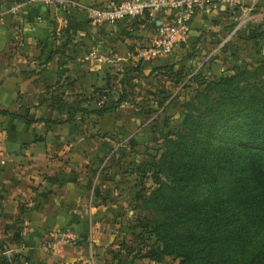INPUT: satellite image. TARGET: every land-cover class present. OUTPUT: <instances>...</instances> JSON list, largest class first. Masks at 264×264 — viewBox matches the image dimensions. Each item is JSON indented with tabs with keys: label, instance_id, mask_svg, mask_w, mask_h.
Masks as SVG:
<instances>
[{
	"label": "crops",
	"instance_id": "0c3cea01",
	"mask_svg": "<svg viewBox=\"0 0 264 264\" xmlns=\"http://www.w3.org/2000/svg\"><path fill=\"white\" fill-rule=\"evenodd\" d=\"M117 1L0 0V109L18 116L0 115V245L1 253L17 255L16 264H96V251L110 241L93 233L103 208L93 175L120 123L113 111L77 112L62 121L48 90L58 84L64 99H82L87 108L113 99V74L137 61L135 48L146 46L155 30L147 14L108 24L87 18L86 6ZM216 5L194 13L186 40L214 16H264L252 0ZM89 52L106 58L96 61ZM152 59L142 58L144 67ZM62 232L77 239L63 241Z\"/></svg>",
	"mask_w": 264,
	"mask_h": 264
},
{
	"label": "trees",
	"instance_id": "16d2710c",
	"mask_svg": "<svg viewBox=\"0 0 264 264\" xmlns=\"http://www.w3.org/2000/svg\"><path fill=\"white\" fill-rule=\"evenodd\" d=\"M184 42L186 38L155 57L168 56L163 64L148 66V76L171 69L169 59ZM145 63H125L113 74L116 86L107 103L87 108L80 105L82 99H64L63 89L55 84L48 90L49 105L64 114L62 121L74 120L77 112L101 116L113 111L126 100L129 79ZM245 73L246 68L235 67L231 74L196 88L186 103L190 109L164 134L161 151L137 166H148L143 170L151 172L154 183L141 199L151 212L141 226L158 247L152 260L171 256L176 264H264V81L249 82ZM100 89L95 91L102 93ZM0 115L18 118L4 109ZM207 120L215 125L206 129ZM3 249L0 245V264H16L17 255L7 256Z\"/></svg>",
	"mask_w": 264,
	"mask_h": 264
},
{
	"label": "rangeland",
	"instance_id": "374dc122",
	"mask_svg": "<svg viewBox=\"0 0 264 264\" xmlns=\"http://www.w3.org/2000/svg\"><path fill=\"white\" fill-rule=\"evenodd\" d=\"M252 2L257 4L258 12H264V0ZM214 17L211 23L206 20V25L199 26L198 32L186 43L177 45L169 59L173 64L171 69L159 70L154 76H148V67L137 71L126 85V100L113 110L116 115L111 117L120 125L110 132L111 147L99 157L98 170L93 175V182L99 187L96 192L103 203V208L95 215L97 224L93 233L105 242L110 240L96 251V264L177 263L171 256H163L159 262L150 258L158 247L153 235L141 226L145 216L151 214L142 206L141 199L154 183L151 172L143 170L148 166L140 170L137 166L161 151L164 134L179 123L182 112L190 109L186 103L194 90L207 80L229 75L239 67L246 68L243 76L249 82L264 81V16ZM167 57L150 60L149 66L161 64ZM142 58L145 59L136 57L137 60ZM79 120L82 124L89 123L88 117ZM213 125L215 123L210 120L204 123L206 129ZM60 239L75 241L77 235L73 239Z\"/></svg>",
	"mask_w": 264,
	"mask_h": 264
},
{
	"label": "built area",
	"instance_id": "2783aa9c",
	"mask_svg": "<svg viewBox=\"0 0 264 264\" xmlns=\"http://www.w3.org/2000/svg\"><path fill=\"white\" fill-rule=\"evenodd\" d=\"M34 1V0H27ZM45 2L63 0H44ZM210 1L221 6L235 5L242 0H119L107 4L96 3L86 6L87 18L94 24L114 23L116 21L147 14L155 25L154 35L146 46H137L135 55L144 58H155L166 55L173 46L184 41L189 30L190 20L194 13L207 7ZM17 4H13L15 7ZM158 13V16H154ZM96 61L106 56L89 52ZM113 58L107 56V59ZM64 236V237H63ZM60 238H74L71 232H62ZM51 242L49 246H52Z\"/></svg>",
	"mask_w": 264,
	"mask_h": 264
}]
</instances>
